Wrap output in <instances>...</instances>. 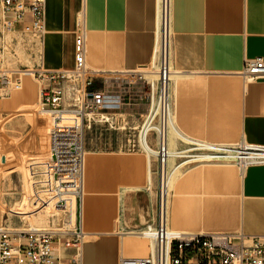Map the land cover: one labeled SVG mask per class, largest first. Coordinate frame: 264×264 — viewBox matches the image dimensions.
<instances>
[{"label": "crops", "instance_id": "obj_1", "mask_svg": "<svg viewBox=\"0 0 264 264\" xmlns=\"http://www.w3.org/2000/svg\"><path fill=\"white\" fill-rule=\"evenodd\" d=\"M169 5L168 96L177 132L191 141L222 144L239 137L264 146V78L245 82L241 76L246 61L264 60V0H169ZM158 8V0H46L45 33L36 44L33 65L45 71L72 70L81 17L93 89L119 92V80L152 61ZM44 84L28 76L22 78L20 90L0 89V227L8 225L6 230L49 228L59 221L51 212H34L37 208L32 209L30 199L29 178H35L42 197L47 196L51 178L47 154L37 157L30 170L18 164L15 150V144L32 131ZM123 94L125 104L110 116L145 120L149 101L141 83ZM44 125L42 118L35 129L41 131ZM174 141L177 150L187 147L179 137ZM34 142L38 149L36 136ZM149 144L156 147L154 137ZM155 167L156 159L149 164L144 152L85 151L83 194L74 211L84 234L82 264H118L120 258L148 255V242L139 233L156 220L155 176L147 190L148 169ZM199 167L228 166L186 170L169 192L167 227L193 234L215 228V233L264 237V165L248 166L240 177L237 213L213 197H181L187 188L176 184ZM208 172L229 184L226 169ZM187 209H195L200 219L185 213ZM58 251L61 256L70 254Z\"/></svg>", "mask_w": 264, "mask_h": 264}, {"label": "built area", "instance_id": "obj_2", "mask_svg": "<svg viewBox=\"0 0 264 264\" xmlns=\"http://www.w3.org/2000/svg\"><path fill=\"white\" fill-rule=\"evenodd\" d=\"M46 0H0L2 26L6 32H19L25 36L40 38L45 33ZM170 5L161 0L160 32L153 58L149 65L119 80L120 91L106 88L93 89V77L85 64V31L79 24L74 42V67L70 71H45L38 68L32 76L45 82L38 109L49 119V154L53 165L52 195L54 205L65 208L72 199L80 201L83 194L85 124L90 116L109 117L125 104L123 92L134 83H141L147 91L150 111L153 97L159 95L160 115L155 123L158 130L148 133V140L156 143V220L144 226L139 235L149 243V253L142 258H120L118 264H264V237L232 235L229 233L182 234L168 229L163 206V190L166 184V166L169 158L167 121L169 112L168 85L171 75ZM29 71V70H27ZM23 71V72H27ZM23 72L0 69V89L13 86L21 89ZM80 78V89L73 106L65 95V84L70 76ZM156 75L158 81L147 79ZM241 76L245 82L264 78V60L255 58L245 62ZM116 81V80H115ZM68 105V106H66ZM212 145L211 149H204ZM180 164L195 165L200 155L234 156L239 169L252 165H264V146L248 144L241 140L230 146H219L202 141L187 144L178 150ZM75 216V212H74ZM84 234L67 216L66 229L8 231L0 228V264H82ZM62 252L70 254L61 256Z\"/></svg>", "mask_w": 264, "mask_h": 264}, {"label": "rangeland", "instance_id": "obj_3", "mask_svg": "<svg viewBox=\"0 0 264 264\" xmlns=\"http://www.w3.org/2000/svg\"><path fill=\"white\" fill-rule=\"evenodd\" d=\"M40 38H35L31 36H25L19 32L8 33L3 29L2 26V15L0 10V69L6 70L8 72H23L27 70H36L33 65V59L38 56L36 44ZM33 80H36L33 76L30 77ZM36 82L41 83L39 80ZM11 90H14L13 86H10ZM80 89V78L78 76H70L68 83L65 85L64 91L65 95L72 94L77 95V91ZM75 98V97H74ZM69 99V98H68ZM71 103L73 106L72 98ZM69 99V100H70ZM68 106V105H66ZM39 107V106H38ZM37 107V108H38ZM36 114L33 113V127L32 131L27 134L20 142L15 144L16 150V159L18 164L23 167H27L30 170L34 169L35 163L34 160L40 155H45L50 158L49 154V140H48V129H49V119L47 116H44L45 125L41 131L35 129L36 124ZM89 122L85 124L84 131V143L85 151H118V152H142L143 151L138 147L137 135L139 127L142 121H138L135 118H127L120 116H109L102 119L101 116H90ZM38 135V136H37ZM34 136L38 138V149L34 146ZM241 140L237 137L235 140L227 141L222 144H237ZM181 150V149H179ZM49 161V160H48ZM50 164V162H49ZM193 165H187L184 168H188ZM52 169L53 165H49V170L51 171V178L49 179L47 186V196L42 197L41 192L38 187H36L37 182L35 183V178H29V181L33 187V194L31 195V204L34 212H40V214L51 212L59 217V221L52 225L51 227L44 226H32L31 228L39 230H65L67 217L65 214V208H58L54 204L53 195H52ZM208 169H214L217 171H222L226 169L228 171L229 184L224 180L218 179L216 174L208 172ZM32 172V171H31ZM240 169L233 162L232 166L228 167H210V168H197L187 172L183 178H181L176 186H183L187 188L185 192L186 196H181L187 198L191 194H202L205 197L214 198V200H219L226 203L233 209L238 210L240 204L239 197V187H240ZM33 174L35 171L32 172ZM234 181L237 182L235 186ZM225 182V183H224ZM156 188H154V193ZM185 213H190L195 219H200V215L194 209L189 210ZM39 213L37 215H40ZM75 221V219H74ZM73 221V222H74ZM8 225L0 228H7ZM45 228V229H42ZM210 229L211 231L204 230L205 233H215L216 231ZM219 231V230H218ZM223 233H229L227 230H223ZM233 234V232H231ZM230 234V233H229ZM149 245V243H148ZM149 253V251H148Z\"/></svg>", "mask_w": 264, "mask_h": 264}, {"label": "bare ground", "instance_id": "obj_4", "mask_svg": "<svg viewBox=\"0 0 264 264\" xmlns=\"http://www.w3.org/2000/svg\"><path fill=\"white\" fill-rule=\"evenodd\" d=\"M159 2V8H158V34L157 37L159 36V32H160V8H161V0H158ZM79 24L82 26L83 29L84 25H83V19H81V17L79 18ZM40 44V43H39ZM31 71H27V72H23L22 78L24 77H32ZM172 74L170 75L169 78V84L170 81L172 80L171 78ZM147 79L153 80V81H158V77L156 75H153L151 77L147 76ZM169 86V85H168ZM170 92V91H169ZM170 96H168L169 98ZM160 110H161V104L159 102V95H156L153 97V102L150 108V111L147 112L146 116H145V120L144 123L141 125V127L139 128L138 131V135H137V142H138V147L145 153L149 164H150V160L151 159H156V149L155 147H152L149 142H148V133L153 130L156 131L159 128V124L155 123V119L157 118V116L160 115ZM34 113L36 114L37 118H36V126L40 124L41 119L44 117L42 115V112H40V109L36 108V110L34 111ZM166 131H167V143H168V148H169V158H168V162H167V166H166V184L164 186V190H163V206H164V210H165V218L167 221V207H168V195L169 192L171 191L173 184L175 183V181L181 177L186 170H189V168L191 167H197V166H207V165H218V166H232L233 165V160H234V156L230 155V157H226L224 155L218 154V155H211V154H207L204 153L202 155H200V157L198 158L199 163L190 166L188 168H184L187 166L188 163H183L180 164V162L178 161V150L175 148L176 143L174 144V138L175 137H179L181 138L186 144H190L194 141H191L185 137H183L181 134H179L177 132V130L174 127V124L172 122V117H171V112H170V106H169V112H168V121H167V126H166ZM177 140V139H176ZM212 144V143H210ZM178 145V144H177ZM219 146H230L232 147L235 144L232 145H225V144H218ZM212 145H208V147H204V149H211ZM50 164L51 160L50 158L47 156ZM235 164V163H234ZM240 177L243 176L244 174V169H240ZM153 174V175H152ZM152 176H155V171H153L152 169H148V185H147V190H151L152 187ZM156 179V176H155ZM157 189V187H156ZM156 197H157V193H156ZM45 199V198H44ZM54 200V199H53ZM54 205V204H53ZM74 211H75V201L74 199H72V203L71 205H68L65 207V214L66 217L68 215H71V219L72 222L74 221ZM169 229V228H168ZM6 230V229H4ZM27 230H39V229H34V228H26V229H22V230H8V231H14V232H20V231H27ZM171 230V229H170ZM57 231H61V230H57ZM178 232V231H177ZM182 234H193V233H185V232H180Z\"/></svg>", "mask_w": 264, "mask_h": 264}, {"label": "water", "instance_id": "obj_5", "mask_svg": "<svg viewBox=\"0 0 264 264\" xmlns=\"http://www.w3.org/2000/svg\"><path fill=\"white\" fill-rule=\"evenodd\" d=\"M3 161H5V160L3 159Z\"/></svg>", "mask_w": 264, "mask_h": 264}]
</instances>
